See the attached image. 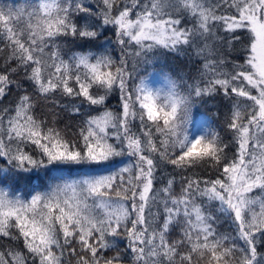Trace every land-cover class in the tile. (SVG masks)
Segmentation results:
<instances>
[{
    "label": "snow or ice",
    "instance_id": "obj_1",
    "mask_svg": "<svg viewBox=\"0 0 264 264\" xmlns=\"http://www.w3.org/2000/svg\"><path fill=\"white\" fill-rule=\"evenodd\" d=\"M0 264H264V0H0Z\"/></svg>",
    "mask_w": 264,
    "mask_h": 264
},
{
    "label": "trees",
    "instance_id": "obj_2",
    "mask_svg": "<svg viewBox=\"0 0 264 264\" xmlns=\"http://www.w3.org/2000/svg\"><path fill=\"white\" fill-rule=\"evenodd\" d=\"M170 63H172V64H176L177 62L176 61H170ZM15 97H13V99H14ZM112 104H113V106H115L116 104H117V101L116 100H113L112 101Z\"/></svg>",
    "mask_w": 264,
    "mask_h": 264
}]
</instances>
